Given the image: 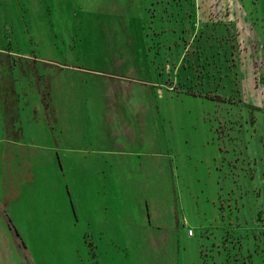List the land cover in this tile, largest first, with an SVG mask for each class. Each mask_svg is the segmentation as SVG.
I'll list each match as a JSON object with an SVG mask.
<instances>
[{
	"label": "rangeland",
	"instance_id": "rangeland-1",
	"mask_svg": "<svg viewBox=\"0 0 264 264\" xmlns=\"http://www.w3.org/2000/svg\"><path fill=\"white\" fill-rule=\"evenodd\" d=\"M0 84V264H264V0H0Z\"/></svg>",
	"mask_w": 264,
	"mask_h": 264
},
{
	"label": "crops",
	"instance_id": "crops-1",
	"mask_svg": "<svg viewBox=\"0 0 264 264\" xmlns=\"http://www.w3.org/2000/svg\"><path fill=\"white\" fill-rule=\"evenodd\" d=\"M20 84H0V234L17 233L15 224L10 219L12 200L22 191L24 183H28L27 146L23 139V129L30 133L28 127L21 125L19 115L13 117L8 113V103L12 90H17ZM2 143V145H1ZM31 165V162L29 163ZM32 166V165H31ZM19 170L24 174H20ZM24 171V172H23ZM32 179V176H31ZM18 182H21L18 184ZM11 241V240H10ZM12 243V242H11Z\"/></svg>",
	"mask_w": 264,
	"mask_h": 264
},
{
	"label": "built area",
	"instance_id": "built-area-1",
	"mask_svg": "<svg viewBox=\"0 0 264 264\" xmlns=\"http://www.w3.org/2000/svg\"><path fill=\"white\" fill-rule=\"evenodd\" d=\"M188 231H189V229H188Z\"/></svg>",
	"mask_w": 264,
	"mask_h": 264
}]
</instances>
